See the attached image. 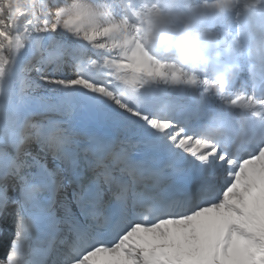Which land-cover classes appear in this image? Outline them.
Segmentation results:
<instances>
[{
	"label": "snow or ice",
	"instance_id": "1",
	"mask_svg": "<svg viewBox=\"0 0 264 264\" xmlns=\"http://www.w3.org/2000/svg\"><path fill=\"white\" fill-rule=\"evenodd\" d=\"M0 264H264V0H0Z\"/></svg>",
	"mask_w": 264,
	"mask_h": 264
},
{
	"label": "bare ground",
	"instance_id": "2",
	"mask_svg": "<svg viewBox=\"0 0 264 264\" xmlns=\"http://www.w3.org/2000/svg\"><path fill=\"white\" fill-rule=\"evenodd\" d=\"M0 246H2L1 248H4V245H0Z\"/></svg>",
	"mask_w": 264,
	"mask_h": 264
}]
</instances>
